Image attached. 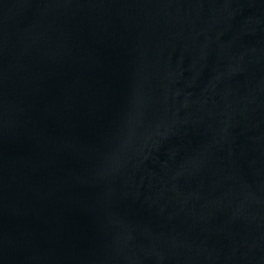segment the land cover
<instances>
[{"label":"water","instance_id":"1","mask_svg":"<svg viewBox=\"0 0 264 264\" xmlns=\"http://www.w3.org/2000/svg\"><path fill=\"white\" fill-rule=\"evenodd\" d=\"M0 264H264V0H0Z\"/></svg>","mask_w":264,"mask_h":264}]
</instances>
